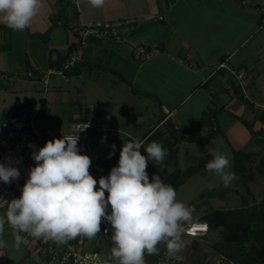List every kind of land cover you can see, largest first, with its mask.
Returning a JSON list of instances; mask_svg holds the SVG:
<instances>
[{
    "label": "crops",
    "instance_id": "0c3cea01",
    "mask_svg": "<svg viewBox=\"0 0 264 264\" xmlns=\"http://www.w3.org/2000/svg\"><path fill=\"white\" fill-rule=\"evenodd\" d=\"M263 4L264 0H105L102 8H94L88 0H42V8L24 31H13L0 23V72L7 76L0 79L3 114L21 103L36 102L46 113L39 114L41 127L88 118L104 131L112 104L120 102L119 114L113 119L150 126L141 133L145 143L156 128L158 132L167 124L179 135L181 131L188 133V137L180 135L183 142L176 144L178 164L169 166L166 176L176 169L185 173L221 153L227 154L236 174V153L243 166L264 160ZM60 16L67 25L54 23L53 18ZM126 18H134L136 23L125 31L124 41H90L83 62L66 79H74L73 84L79 87L85 77L96 87L100 107L96 114L76 111L68 118L66 113H55L51 98L63 88L57 76L50 77L47 85L41 81L42 75L35 79L17 76L34 66L45 70L61 63L77 42L74 27ZM140 44L160 52L146 60L135 51ZM224 62L228 67L220 66ZM240 72L245 73L243 78ZM125 100L131 106H126ZM206 111L214 113L209 125L202 124ZM213 130L218 134L210 138ZM182 147L188 162L183 165L179 163ZM206 175L198 168L178 188L191 179L211 180ZM247 187L243 186L242 196L233 193L224 204H210L217 197L204 194L199 199L201 208L193 204L196 211L191 221L208 222L209 231L198 236L183 232L181 264H237L223 246L224 227H214L209 216L215 210L256 205L255 199L247 197ZM27 245L41 257L35 242L27 241ZM157 247L159 254L166 251L163 243ZM159 254L145 257L153 261Z\"/></svg>",
    "mask_w": 264,
    "mask_h": 264
},
{
    "label": "clouds",
    "instance_id": "9594fccd",
    "mask_svg": "<svg viewBox=\"0 0 264 264\" xmlns=\"http://www.w3.org/2000/svg\"><path fill=\"white\" fill-rule=\"evenodd\" d=\"M88 2L102 8L105 0ZM42 6V0H0V23L24 31ZM78 140L76 133L47 141L32 153L36 163L19 198L0 199V206L6 205L4 215L13 229L15 247L19 249L24 240L21 233L58 245L78 236L93 239L104 220L112 229L115 264H146L145 255L159 254L161 243L166 261L182 260L183 225L191 221L193 209L177 200L176 190L159 175L150 179L146 171L148 161L163 162L167 150L155 141L145 145L143 140L130 139L123 143L118 165L97 180L90 174L91 158L78 150ZM141 147L147 156L141 154ZM205 167L225 186L236 179L227 154H216ZM19 176L17 167L0 163V181L9 184ZM4 225L0 218V236ZM5 246L0 240V247Z\"/></svg>",
    "mask_w": 264,
    "mask_h": 264
},
{
    "label": "rangeland",
    "instance_id": "374dc122",
    "mask_svg": "<svg viewBox=\"0 0 264 264\" xmlns=\"http://www.w3.org/2000/svg\"><path fill=\"white\" fill-rule=\"evenodd\" d=\"M60 78L61 77H59L58 80L60 82L58 83L60 86H63V88L61 87L57 91H55L56 93L53 95V98H51L53 111L58 114L66 113V116L68 118H72V115L76 111L82 112V114L84 115H86V111H88V113L90 111H93V113L96 114V112L100 108L97 104L98 95L96 94V87L90 86L89 79L82 77L83 79L81 81L83 82V85H80L78 87L73 84L74 79L71 78L69 79V81H64ZM32 103L38 104L36 102H24L17 106ZM119 105L120 102H118V104L117 102H114V104H112V108L109 111L110 121L109 123L104 124V126L108 129L101 131L100 128H95L96 124L92 122L94 126L89 132L88 148L89 157L92 161L90 166V174L95 173L94 175L97 179H99L101 176H105L108 172L111 171L113 167L118 165L120 151L124 142H128L130 139L141 140V133L147 132L151 129L150 126L138 127L135 125L134 122L131 121H127V123L123 124L119 121H115L113 118H115V116L117 117L119 114V112L117 111V106ZM126 106H131V102L127 101ZM3 110L4 108L0 106V116L3 114ZM43 110L41 111V114H46ZM101 110L103 111V109ZM71 120L72 119H70L69 121ZM54 123L57 124H53L51 126L59 132L60 130L69 127L73 122ZM156 129L150 134L149 139L147 140L145 145L150 144L153 141L158 142L167 150V155L165 156L163 162L159 164H156L155 161H148V167L146 171L150 179L153 175H159L166 184H169L166 181V171L169 166H176L178 164L176 159V144L179 142H183V138L178 133H175L172 127L169 126V124L164 126L162 129H159L158 132H156ZM189 140L192 139H188V142ZM113 145L115 146L114 149L112 147ZM183 150V147L180 148L179 163L182 165L184 163H188ZM140 151L142 155L147 156V153L145 152L143 147H141ZM110 152L114 153L111 158H109ZM208 161H210V159L202 161V163L204 164L203 170L207 172L206 176L208 178L210 176L211 180H203L200 182L197 178H190L191 180L188 181V183L181 189L178 187L174 188L172 186L176 190L177 200L182 201L186 205L190 206L194 212L196 211V209L192 207L193 204L194 206L197 205L198 208L202 207V205L199 204V199L203 194L205 197H210L211 195L213 197H217L210 200L209 203H212L213 205H218L219 203L224 204L228 199L233 196V193H240L239 195L242 196V190L244 185L246 187L251 186L253 191L249 189L247 197L255 199L257 201V204L255 206H252L251 208L245 206V208H242L241 210L237 208L229 210L227 213H229V215H231L232 217H228V219L231 221V224L228 223L227 228L230 230V232H235L237 229H239V225L241 227L245 226L252 228L255 222L254 219H256V214L259 212H264V165H261L260 162H253L252 164L245 167V172H242L243 174H241L242 177H238V175H236V179L233 180L230 185L225 186L217 175L210 174L211 172L206 170L205 165ZM198 165L199 163L196 164L197 169L199 168ZM229 170H232L231 160ZM235 185L240 188V191L235 187ZM231 188L233 190H231ZM223 197L226 198L223 199ZM247 197L245 199H247ZM206 206L207 205H205V207ZM5 212L6 209L3 210V212L0 214V218L4 217L6 219L4 215ZM21 235L24 237V240L21 243L19 249H17L15 247L13 229L8 224L4 225V233L2 236H0V240H4L6 242V246L0 247V253H4V256H0V262L5 264H41L42 261L40 254L36 250H30L27 245V241L31 240L26 239L24 233H21ZM263 243L264 241L257 240L256 242H252L249 244V259L253 261L254 264H264V259H262L260 255H258V253L260 252L259 248L262 247ZM82 246V251L84 252L91 249H98L103 253L104 256L110 255L111 244L105 236L99 237L97 239H85L82 242ZM238 249L239 244L236 243L230 247V249L227 251V254L230 257L234 258L239 253Z\"/></svg>",
    "mask_w": 264,
    "mask_h": 264
},
{
    "label": "built area",
    "instance_id": "2783aa9c",
    "mask_svg": "<svg viewBox=\"0 0 264 264\" xmlns=\"http://www.w3.org/2000/svg\"><path fill=\"white\" fill-rule=\"evenodd\" d=\"M261 12L260 28H264V4L261 7ZM135 23L136 19L126 18L113 21L101 20L92 24L76 26L73 31L77 42L61 63L52 64L45 70L34 66L24 74H17V76L35 79L37 75H42L41 81L45 85L49 84L50 77L52 76L61 77V79L66 80L70 73L83 62L86 47L90 41L104 39L124 41L125 31ZM135 51L146 60L153 58L160 52L158 48H151L144 44L136 45ZM220 66L228 67L225 62L220 64ZM238 75L240 78H243L245 73L240 72ZM6 77L5 74L0 72L1 80ZM41 110L40 104H24L0 116V163L12 164L20 172L19 178L9 184L0 181V199L10 201L13 198H19L21 189L28 178V172L36 163L32 159V153L43 147L47 141L53 138H61L62 135L78 133V150L81 154L89 156L88 138L89 132L93 128L91 120L79 119L73 122L70 127L58 132L52 126L41 127L38 124ZM168 119L169 116L164 121ZM84 127L87 128L80 131ZM180 135L182 137L189 136L185 131H181ZM91 175L97 179L94 174L91 173ZM105 196H107V193H105ZM5 209L6 205L0 206V214ZM208 231L209 224L206 221H190L183 225V232L191 236L206 234ZM24 235L28 240L35 242L39 246L42 264H115L110 255L104 256L98 249L82 251V242L88 239L87 237L78 236L66 244L58 245L53 241L45 242L43 239H36L25 233ZM111 235L112 229L110 224L102 220L101 231L97 233L95 238ZM165 252L163 251L153 261L145 257L146 264H181V260L166 261Z\"/></svg>",
    "mask_w": 264,
    "mask_h": 264
},
{
    "label": "trees",
    "instance_id": "16d2710c",
    "mask_svg": "<svg viewBox=\"0 0 264 264\" xmlns=\"http://www.w3.org/2000/svg\"><path fill=\"white\" fill-rule=\"evenodd\" d=\"M62 16L53 18L54 23H62L66 24L63 19H61ZM67 25V24H66ZM78 67V66H77ZM77 67L75 69H77ZM74 69V70H75ZM73 70V71H74ZM214 113L211 111H206L203 114L202 117V124L209 125L211 124V118ZM262 121L264 122V112L261 117ZM218 134V130H213L212 133H210V138L214 137ZM235 171L236 175L238 177H242L241 174H243L245 171V167L241 164V160L237 158V153L235 155ZM204 161V160H203ZM203 163L202 161L199 162V168L203 169ZM261 165H264V160L261 161ZM197 170L196 166L188 168V171L185 173H182L180 170L176 169L174 172H172L170 175L166 177V181L173 185L174 187H178L180 184L184 182L185 179L191 176V174ZM243 172V173H242ZM249 190V187L247 188ZM255 206V205H254ZM228 211L224 210H215L212 212V214L209 216L210 223L214 225V227L217 226H223L224 227V236H225V244L223 245L226 250H229L231 246L234 244H239V253L236 257L232 258L237 264H254L253 261L249 259V244L252 242H256L257 240L264 241V212L263 213H255L256 219H254V225L252 228L250 227H241L238 226L239 229H237L235 232H230V230L227 228L228 223L231 221L228 219L231 215L227 213ZM232 217V216H231ZM231 224V223H230ZM241 228V229H240ZM111 236H108L107 239L111 244V249L114 247L113 241L111 239ZM256 240V241H255ZM252 247V246H251ZM260 249V252L258 255L262 259H264V243ZM110 256H111V250H110Z\"/></svg>",
    "mask_w": 264,
    "mask_h": 264
}]
</instances>
